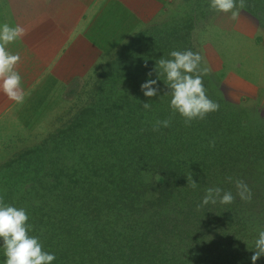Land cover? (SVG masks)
Masks as SVG:
<instances>
[{"label": "trees", "instance_id": "16d2710c", "mask_svg": "<svg viewBox=\"0 0 264 264\" xmlns=\"http://www.w3.org/2000/svg\"><path fill=\"white\" fill-rule=\"evenodd\" d=\"M259 2L244 1L255 8ZM203 6L184 15L183 29L197 28L202 24L197 19L212 14ZM156 33L148 32L150 48L120 63L122 76L104 79L110 84L99 85L92 103L38 145H22L28 148L2 164L7 175L18 178L4 185L22 193L16 206L28 213L29 234L39 237L43 250L55 253L51 264H251L263 224L250 220L227 178L237 179V171L243 180L240 172L260 169L264 145L243 154L247 144L242 138L236 143L231 130L241 131L242 121L235 117L228 126L223 107L230 102L223 95L206 93L219 108L189 123L170 109L162 74L157 95H143L139 86L156 77L155 61L161 55L168 58L173 49H188L186 34L161 38L160 32L152 40ZM131 41L122 44L118 55L123 48L131 52ZM147 101L146 110L142 104ZM158 119H169V126L154 131ZM236 149L248 161L243 170H235L236 161H230ZM147 173L160 175L161 181L146 182ZM210 186L231 191L234 200L201 205ZM0 201L12 204L8 196ZM240 239H249V245ZM255 264H264V256Z\"/></svg>", "mask_w": 264, "mask_h": 264}, {"label": "crops", "instance_id": "0c3cea01", "mask_svg": "<svg viewBox=\"0 0 264 264\" xmlns=\"http://www.w3.org/2000/svg\"><path fill=\"white\" fill-rule=\"evenodd\" d=\"M173 1L0 0V22L25 29L7 46L20 53L16 70L25 99L16 103L0 92V144L28 143L29 136L46 134L70 84L106 63ZM224 18L209 19V32L199 35L208 37L218 55L226 88L246 103L264 106V55L256 56V27L238 19L225 25Z\"/></svg>", "mask_w": 264, "mask_h": 264}, {"label": "rangeland", "instance_id": "374dc122", "mask_svg": "<svg viewBox=\"0 0 264 264\" xmlns=\"http://www.w3.org/2000/svg\"><path fill=\"white\" fill-rule=\"evenodd\" d=\"M244 1L245 0H236L237 7L239 9V15L237 19L240 21V24H248V22H251L254 28L256 27L255 32H257L256 35L259 43L256 49V56L262 57L264 55L261 52L264 47V0H260L256 8L253 6L248 7ZM199 3L200 7L204 4L203 8L212 10V8L209 7V0H174L170 9L166 10L165 12L163 11L161 15L147 22L144 28H148L149 33L157 32L155 38L152 40L161 35L160 32H162L161 38L169 34L171 35V33L172 37H180L183 34H186L185 37H183L184 41L186 40V46L188 49H191L194 52H199L202 56V66H206L208 68L207 74L202 78V83L206 87V93H209L210 96H213L214 98L223 95L225 99L229 100L230 105L223 107V110H226L224 116L228 126L232 124L231 120L233 121V118L235 117H238L242 121L240 125L242 126L241 131L237 132V128H229L235 132L234 138L236 143L241 138L245 140L247 146L246 148H243L244 155L247 152H254L255 150L258 151V147L264 145V106H256L251 103H246L245 101L235 97V95L230 92V89L226 88L222 79V75L218 73V69L220 68V60L218 55L214 51L212 45L209 44L207 40L208 37L199 35L203 32L206 35L209 32V30L208 32L206 30L208 29V26H205L209 19H214L213 21L216 19L221 20L220 18H224L226 15L228 19H223V21H226L224 24L228 25V23H231L232 19L229 18V14L217 12L213 9V12L209 17H206L205 19H197L198 23L202 22V24L197 28L187 31L181 27L184 23V20L187 18H184V15L200 8L198 7ZM241 3L243 5L242 7H240ZM251 23H249L248 27L249 30L253 31L252 27H250ZM148 32L147 34L143 35L141 33H137L125 42L127 43L132 40L128 44L129 50L131 52H128V50L123 48L121 49L123 50V54L118 55L120 51H117V53L110 57L106 63L98 66L92 74L88 75L82 80H78L70 84L69 88H67L64 92L62 103L55 111L54 116H52V120L50 121L49 125L50 130L46 134L39 135V137H37V135H31L28 138V143L18 142L13 146L5 145L4 143L0 144V200H4L5 197L8 196L11 199V203L16 206V204L18 205V201L21 199L19 196L22 194L21 192L19 194L16 187L10 189L4 185L8 182L18 180V178L12 179L9 175H7L8 172L2 167V164H4V162L10 158H16L22 150L28 148H21L22 145H31L29 146L30 148L38 145L43 141V139H46L50 133H54L58 128L62 127L65 122L76 116L82 107L92 103L96 98L99 85L103 84L108 87L110 84L107 83V85L104 79L114 80L122 76L121 70L117 69L118 66L121 65L120 63L123 61H128L130 54H142V48H150L149 45L151 40L148 39ZM156 44L154 47L157 46ZM133 47L134 49H132ZM179 50L183 49H180L179 47ZM237 152H239L237 149L231 152L230 161H236V164L233 163L235 170L237 167L243 170L242 164L248 166V161L242 154L238 155ZM260 167V169L256 168V170L255 168L253 169L252 166V168L250 167L248 170V173L243 171L244 173L240 172V174L242 175V178H244L243 181L251 189L252 193L251 200L242 201L245 212L249 214L250 220H253V222L260 225L263 224L262 228H264V165L260 164ZM235 174L236 178L239 179L237 171H235ZM144 180L148 183L157 184L161 181V177L158 174L147 173L144 176ZM6 203L9 204L8 201H6ZM240 240L245 244V246L249 245V239ZM3 260L4 256L3 259L1 258L0 264H3ZM203 263L205 262L203 261Z\"/></svg>", "mask_w": 264, "mask_h": 264}, {"label": "clouds", "instance_id": "9594fccd", "mask_svg": "<svg viewBox=\"0 0 264 264\" xmlns=\"http://www.w3.org/2000/svg\"><path fill=\"white\" fill-rule=\"evenodd\" d=\"M209 7L217 12L228 13L232 20H236L239 15L236 0H209ZM24 33V27L19 24L0 22V92L16 103H22L25 99L21 75L16 70L21 56L19 52L10 51L7 46L19 40ZM154 70L156 77L145 79L139 86L140 90L145 97L157 95V81L162 74L170 95L169 107L183 117L185 123L203 119L207 113L219 108V104L207 96L202 83L208 68L202 66L199 52L173 49L168 53V58L161 55L155 61ZM147 75H151V72ZM142 107L147 110L150 103L143 102ZM169 124V119H158L152 128L155 131ZM227 179L234 183L236 196L242 201L251 200V189L243 180H233L232 177ZM190 180L191 186L195 187L197 182L192 180L191 175ZM234 198L231 191L210 186L205 189L200 204H230ZM27 221L25 208L0 201V249L3 251V264H51L56 259L55 253L43 250L38 236L29 234L32 226ZM252 250L249 259L251 264H255L258 258L264 256V228L258 231Z\"/></svg>", "mask_w": 264, "mask_h": 264}]
</instances>
